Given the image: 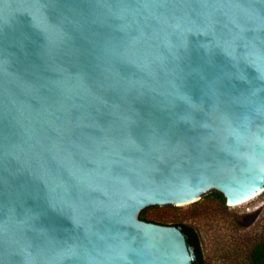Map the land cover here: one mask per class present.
<instances>
[{
    "label": "water",
    "instance_id": "1",
    "mask_svg": "<svg viewBox=\"0 0 264 264\" xmlns=\"http://www.w3.org/2000/svg\"><path fill=\"white\" fill-rule=\"evenodd\" d=\"M264 189V0H0V264H193L148 206Z\"/></svg>",
    "mask_w": 264,
    "mask_h": 264
},
{
    "label": "rangeland",
    "instance_id": "2",
    "mask_svg": "<svg viewBox=\"0 0 264 264\" xmlns=\"http://www.w3.org/2000/svg\"><path fill=\"white\" fill-rule=\"evenodd\" d=\"M210 191L194 202L145 207L140 216L181 219L193 226L199 235L205 264H243L251 236L257 233L262 222L263 192L242 203L223 206Z\"/></svg>",
    "mask_w": 264,
    "mask_h": 264
},
{
    "label": "trees",
    "instance_id": "3",
    "mask_svg": "<svg viewBox=\"0 0 264 264\" xmlns=\"http://www.w3.org/2000/svg\"><path fill=\"white\" fill-rule=\"evenodd\" d=\"M262 192L264 195V189L262 190ZM210 194L218 198L220 200L221 205L225 206V198L219 191L211 190ZM139 217L146 221H152L160 224L174 225L179 227L185 236L187 245L192 247L193 249L195 255V260L193 261V264H205L201 250L199 235L193 226L184 223L181 219L157 220L156 218H148L145 215H141ZM251 238L252 241L250 245H248L246 248L243 264H264V214L262 216V222L260 223V227L257 233L252 234Z\"/></svg>",
    "mask_w": 264,
    "mask_h": 264
},
{
    "label": "bare ground",
    "instance_id": "4",
    "mask_svg": "<svg viewBox=\"0 0 264 264\" xmlns=\"http://www.w3.org/2000/svg\"><path fill=\"white\" fill-rule=\"evenodd\" d=\"M253 196H255V195H253ZM253 196H251V197H249V198H246V199H244V200H242V201H238V202H236V203H232V204L234 205V204H239V203H242V202H244V201H246V200H248V199L252 198Z\"/></svg>",
    "mask_w": 264,
    "mask_h": 264
}]
</instances>
